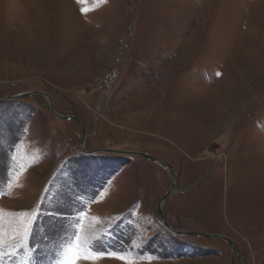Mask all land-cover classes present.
<instances>
[{"label":"rangeland","instance_id":"374dc122","mask_svg":"<svg viewBox=\"0 0 264 264\" xmlns=\"http://www.w3.org/2000/svg\"><path fill=\"white\" fill-rule=\"evenodd\" d=\"M31 91L78 122L0 99V264H264V0H0Z\"/></svg>","mask_w":264,"mask_h":264},{"label":"water","instance_id":"95a60500","mask_svg":"<svg viewBox=\"0 0 264 264\" xmlns=\"http://www.w3.org/2000/svg\"><path fill=\"white\" fill-rule=\"evenodd\" d=\"M33 95H39L44 97L48 104H49V112L52 113L56 118L61 119V120H73V121H77L78 119L75 117H67V116H59L57 115L52 107V101L50 99V97H48L45 93L39 92V91H31V92H26V93H22L20 95H16V96H0L1 100H17V99H21L24 97H30ZM81 126V125H80ZM81 131H82V139H81V148L83 153L87 154V155H94V154H98V153H105V154H115V155H119V156H135V157H139L141 159H144L146 161H149L153 164L156 165H161L164 167V169L167 171L169 179H170V187L169 189L165 192V194L162 196V198L160 199L158 205H157V212L160 218V223L170 232H172L173 234L179 235V236H192V237H197V238H202V239H211V238H217V239H221L222 241H224L227 246L229 247V249L232 251L234 250L236 253H238V250L236 248V246L234 245V243L228 239L227 237L221 236V235H212V234H201V233H196V232H191V231H180V230H175L172 229L170 227V225L166 222L165 218H164V213H163V204L166 201V199L168 197H170L173 193H174V187L176 184V181L174 180V175H175V171L173 169V167L168 164L165 161H162L156 157H153L147 153H142V152H135V151H112V150H95V151H90L87 152L84 150V142L85 139L87 137V133L86 130L81 126ZM231 264H233V253L231 256Z\"/></svg>","mask_w":264,"mask_h":264},{"label":"built area","instance_id":"2783aa9c","mask_svg":"<svg viewBox=\"0 0 264 264\" xmlns=\"http://www.w3.org/2000/svg\"><path fill=\"white\" fill-rule=\"evenodd\" d=\"M113 82H114V79H113V77L110 79V85H112L113 84ZM112 83V84H111Z\"/></svg>","mask_w":264,"mask_h":264}]
</instances>
